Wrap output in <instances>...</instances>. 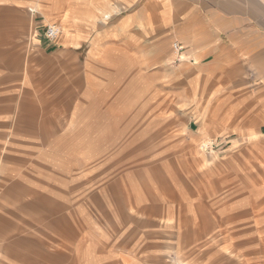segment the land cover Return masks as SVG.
<instances>
[{
    "label": "crops",
    "instance_id": "0c3cea01",
    "mask_svg": "<svg viewBox=\"0 0 264 264\" xmlns=\"http://www.w3.org/2000/svg\"><path fill=\"white\" fill-rule=\"evenodd\" d=\"M64 1L62 8L52 0H0V264H161L156 200L142 210L135 194L123 191L118 202L104 196L107 240L99 241L88 229L80 232V222L94 219L91 208L80 220L79 203L93 205L86 183L85 201L79 202L74 169L55 172L42 163L45 136L65 126L46 113L74 109L71 89L80 71L70 76L69 62L77 56L69 49L78 50L86 38L80 28L94 24L101 109L108 108L103 93L124 90L114 80L120 66L114 61L140 60L141 88L150 89L149 53L155 52L166 63L157 72L164 88L190 87L193 117L210 134L262 133L264 0ZM20 6L49 19L64 15L73 34L63 36V45L61 38L51 44L37 35L43 28H35L29 52L20 43ZM8 13L10 24L3 25ZM175 43L185 49L186 61L171 66L170 59L181 54L174 52ZM175 94L182 104V93Z\"/></svg>",
    "mask_w": 264,
    "mask_h": 264
},
{
    "label": "rangeland",
    "instance_id": "374dc122",
    "mask_svg": "<svg viewBox=\"0 0 264 264\" xmlns=\"http://www.w3.org/2000/svg\"><path fill=\"white\" fill-rule=\"evenodd\" d=\"M18 13L20 43L29 52L35 28L56 24L61 35L55 43L36 31L51 44L61 38L63 45V36L73 34L64 15L49 19L39 9L21 6ZM10 17L4 15L3 25L10 24ZM80 33L86 37L83 44L68 53L77 56L69 62L70 76L80 71L71 89L74 109L46 113L65 126L58 134L49 130L53 134L45 136L42 158L55 172L74 169L79 202L85 201V183L87 195L92 194V207L78 206L81 221L91 208L94 215L87 220L92 222H80V232L88 229L99 241L107 240L104 196L118 202L124 191L141 198L142 210L156 200L161 264H264V132L210 134L193 117L191 88H164L157 72L166 63L155 52L149 53L150 89L141 88L140 60L114 61L120 65L114 80L124 90L103 93L108 108H99L94 24L82 26ZM182 53L167 64H184ZM176 91L182 93V104L176 102ZM113 116L119 122H111ZM204 144L213 147L202 150ZM80 244L85 246L86 239L81 237Z\"/></svg>",
    "mask_w": 264,
    "mask_h": 264
},
{
    "label": "built area",
    "instance_id": "2783aa9c",
    "mask_svg": "<svg viewBox=\"0 0 264 264\" xmlns=\"http://www.w3.org/2000/svg\"><path fill=\"white\" fill-rule=\"evenodd\" d=\"M43 35L49 42L55 43V41L61 35V29L56 24L55 25H47L44 27ZM173 50H174V52L179 54L183 51V47L181 45H179L178 43H175L173 46ZM212 147H213V144H211V145L204 144L201 146L202 150L203 149H209Z\"/></svg>",
    "mask_w": 264,
    "mask_h": 264
}]
</instances>
